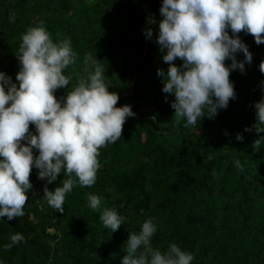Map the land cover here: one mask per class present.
I'll return each mask as SVG.
<instances>
[{
    "label": "trees",
    "instance_id": "trees-1",
    "mask_svg": "<svg viewBox=\"0 0 264 264\" xmlns=\"http://www.w3.org/2000/svg\"><path fill=\"white\" fill-rule=\"evenodd\" d=\"M161 6L162 0H0V72L12 83L19 87L22 35L42 24L54 43L70 40L76 53L57 99L99 64L108 90L119 96L116 106L135 113L122 137L99 149L95 184L77 182L63 213L48 205L44 188L52 191L67 177L61 172L49 184L32 168L24 215L0 218V264H122L130 233L149 218L157 228L151 246L166 252L175 243L193 255L191 264H264V131L256 129L255 109L264 98V43L241 32L252 61L235 54L245 62L243 72L230 74L236 98L214 117L205 110L194 125L186 118L177 123L174 94L162 91L164 77L157 75L162 69L166 76L170 66L157 43ZM30 130L36 134L34 125ZM88 194L100 198L98 209L89 206ZM104 208L122 217L117 231L103 225ZM17 233L24 240L6 250Z\"/></svg>",
    "mask_w": 264,
    "mask_h": 264
},
{
    "label": "clouds",
    "instance_id": "clouds-1",
    "mask_svg": "<svg viewBox=\"0 0 264 264\" xmlns=\"http://www.w3.org/2000/svg\"><path fill=\"white\" fill-rule=\"evenodd\" d=\"M160 14L157 43L161 51L166 50L163 60L170 66L166 76L162 69L157 75L164 77L162 91L174 94L171 107L177 123L186 118L194 125L206 115L205 110L214 117L217 109H226L236 98L231 71L243 72L244 63L252 61L239 34L252 35L257 45L264 43V0H162ZM145 35L150 38L151 29ZM21 39L19 87L0 72V218L9 221L24 215L33 167L39 170L38 178L49 184L61 172L67 177L52 191L44 188L48 205L63 213L66 194L77 182L81 187L95 184L99 149L118 141L127 118L135 115L130 105L116 106L119 96L108 90L99 64L86 78H78L65 97L57 99L56 90L69 85L64 70L75 63L70 40L54 43L42 24L28 28ZM237 52L244 54L245 62L236 60ZM177 59L183 62L181 66L176 65ZM227 60H231L230 66ZM259 70L264 73V60ZM255 109L256 129L264 131V98L255 103ZM30 125L35 126L36 134ZM236 139L243 136L237 134ZM235 163L242 170L239 160ZM87 199L92 209L100 207L98 196L88 194ZM100 219L112 232L123 224L114 209L104 208ZM156 231L149 218L139 233H130L122 264H191L193 255L175 243L166 252L154 249L151 238ZM10 239L6 250L24 237L17 233Z\"/></svg>",
    "mask_w": 264,
    "mask_h": 264
},
{
    "label": "water",
    "instance_id": "water-1",
    "mask_svg": "<svg viewBox=\"0 0 264 264\" xmlns=\"http://www.w3.org/2000/svg\"><path fill=\"white\" fill-rule=\"evenodd\" d=\"M137 73H138V69L136 70V72H135V75H134V78L136 77V75H137ZM133 78V79H134ZM133 84V83H132ZM132 84H131V86H132ZM6 90V89H5ZM7 91V90H6Z\"/></svg>",
    "mask_w": 264,
    "mask_h": 264
}]
</instances>
